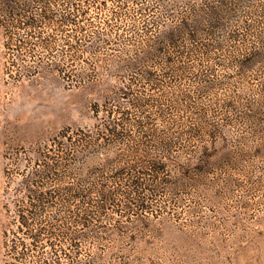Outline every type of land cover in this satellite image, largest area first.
<instances>
[{
	"label": "rangeland",
	"instance_id": "rangeland-1",
	"mask_svg": "<svg viewBox=\"0 0 264 264\" xmlns=\"http://www.w3.org/2000/svg\"><path fill=\"white\" fill-rule=\"evenodd\" d=\"M0 264H264V0H0Z\"/></svg>",
	"mask_w": 264,
	"mask_h": 264
},
{
	"label": "trees",
	"instance_id": "trees-1",
	"mask_svg": "<svg viewBox=\"0 0 264 264\" xmlns=\"http://www.w3.org/2000/svg\"><path fill=\"white\" fill-rule=\"evenodd\" d=\"M210 15V13H208Z\"/></svg>",
	"mask_w": 264,
	"mask_h": 264
}]
</instances>
